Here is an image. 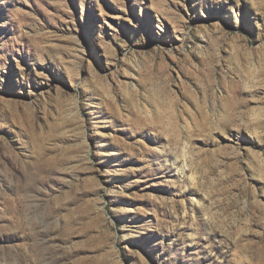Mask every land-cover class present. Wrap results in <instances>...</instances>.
<instances>
[{
	"label": "rangeland",
	"instance_id": "1",
	"mask_svg": "<svg viewBox=\"0 0 264 264\" xmlns=\"http://www.w3.org/2000/svg\"><path fill=\"white\" fill-rule=\"evenodd\" d=\"M0 264H264V0H0Z\"/></svg>",
	"mask_w": 264,
	"mask_h": 264
}]
</instances>
